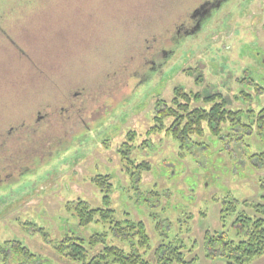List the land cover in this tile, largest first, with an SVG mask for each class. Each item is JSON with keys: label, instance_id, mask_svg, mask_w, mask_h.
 Here are the masks:
<instances>
[{"label": "rangeland", "instance_id": "obj_1", "mask_svg": "<svg viewBox=\"0 0 264 264\" xmlns=\"http://www.w3.org/2000/svg\"><path fill=\"white\" fill-rule=\"evenodd\" d=\"M193 1L0 0V15L14 12L2 25L19 46L0 33V139L11 127L27 136L11 154L27 159L20 173L0 172V246L19 242L34 255L14 252L0 264H82L59 252L61 241L104 232L106 244L151 264L156 248L171 242L192 264H227L208 257L205 244L207 233L245 238L233 226L237 213L223 223V203L237 200V212L252 214L243 201L261 203L264 195V62L256 56L264 55V0L226 2L146 80L132 79L134 68L120 71L130 49L151 45L155 33L169 40L188 13L179 9L192 10ZM179 88L202 97L192 108L223 101L240 114L234 122L228 116L219 135L204 122L203 136L176 137L173 118L157 117ZM79 89L85 122L62 124L58 114L45 125L47 117L36 120L51 103L59 112ZM79 201L112 209L114 223L80 226ZM116 222H143L149 244L138 234L121 237ZM248 264H264V255Z\"/></svg>", "mask_w": 264, "mask_h": 264}, {"label": "trees", "instance_id": "obj_2", "mask_svg": "<svg viewBox=\"0 0 264 264\" xmlns=\"http://www.w3.org/2000/svg\"><path fill=\"white\" fill-rule=\"evenodd\" d=\"M193 3L194 1L192 0L191 5ZM196 4L198 5V2ZM179 11L188 12V8L183 10L181 7ZM184 18L185 17L181 16L180 18L176 19L175 23H179ZM154 35L160 42L163 43L165 41V39L163 41L160 40V36H164V33L161 35L159 33H155ZM144 46L145 45L143 44L142 48L135 50L130 49L131 52H127V58H129V60L125 59V61L121 63L122 65L120 64V71H122V69H126L124 71H127L130 74L128 69L141 68L140 66L142 64V56L143 54H148L146 47ZM118 65L119 64L116 66ZM177 95L178 96L173 99V106L168 107L166 105V108L161 111V115H159L157 118L162 121L164 117H172L173 122L169 129L174 132V136L180 137L182 139H184V137L188 138L190 135L203 136L205 131L203 126L204 122H208L209 127L214 132V134L219 135L221 131V125L224 123L225 119L230 116L233 119L232 122H234L237 120V117L240 114V111L233 112L228 110L226 108L225 102L223 101L218 103L216 102L209 109H207L205 106H196L192 108L191 102L193 100L199 101L202 97L198 93H187L183 88L177 89ZM211 99L212 97L208 96L204 97L203 101L207 104L212 101ZM46 121L49 122L50 120H45L42 122V125L48 123ZM32 128L33 127H31V129ZM34 130L36 132H40L41 129L36 127L32 129L33 132ZM12 133V135H7L8 140L2 141L0 139V142H2L0 145V172H13L14 174L20 173V170L18 169V166L21 163L20 159H27L23 158L22 156L21 158L17 159L13 158L11 155L15 153L13 148L15 146H20L21 143L25 142L23 138H27V136L20 130L15 132L13 131ZM51 134L61 138L59 132H57V134L51 132L50 135ZM44 135L46 136V133ZM4 136L6 135L3 133L0 135V138ZM9 140L14 141L15 144H12L11 141L8 144L7 142ZM6 147H8V150L10 148L12 149H10L9 152L6 150V154H2ZM9 159H11L10 162L7 161ZM37 159H39L40 162V156H36L34 154L31 159L34 161V168L37 165ZM1 176H3V174H1ZM262 197L263 202L261 203H252L247 200L243 201L242 204L251 208L253 211L252 214L248 213L246 210L237 212L238 206L241 204L237 200L230 202L225 201L223 203L221 209V218L223 223L225 224L226 217L228 215L237 213L233 221V226L238 227V229L244 233L245 238L235 242L229 239L225 231L216 232L214 234L207 233L205 244L208 250V257H222L227 261V264H248L254 259L264 255V195ZM105 198L107 201V197ZM77 204L78 206L75 208V212L78 216L80 226L88 225L94 220L96 222H100L102 219L114 223L112 209L92 208L88 203L83 201H79ZM136 227L139 228L138 231L135 229ZM116 232L118 235L126 239L138 234L140 236L141 244L148 245L150 241L143 222L139 223V226L131 223L116 222ZM106 236V232L94 233L90 236L87 242L81 237L68 236L63 239L58 246L59 252L65 256H68L71 260L78 261L82 264H151L150 261L144 259L137 251L127 253L121 248L106 244ZM103 244V248L99 249V247H101ZM182 247L183 245L176 247L172 242L168 245H160L157 247L155 253L158 264H192V260L188 261L186 259L187 256H185V252L183 251ZM14 252L25 254V256L29 258L34 256L21 243L7 242L4 246H0V261L2 260L3 256L4 261L7 262ZM90 253H92L91 256H89Z\"/></svg>", "mask_w": 264, "mask_h": 264}, {"label": "flooded vegetation", "instance_id": "obj_3", "mask_svg": "<svg viewBox=\"0 0 264 264\" xmlns=\"http://www.w3.org/2000/svg\"><path fill=\"white\" fill-rule=\"evenodd\" d=\"M229 1L232 0H199L198 5H196L192 10L188 11L187 16L176 24L174 35L170 36L169 40H166L167 42H171L169 47H167L166 41L160 43L158 38L153 39L151 45L145 46L148 54H143L141 61L142 64L140 66L141 68L134 69L132 79L139 78V80H146L152 75V73L162 72V66L167 63L169 56L176 54L180 43L186 38L197 35L203 28V26L206 24L205 22L208 21L211 17H213L216 12L220 10L226 2ZM1 13L2 14L0 15V33H2L15 47L18 48V44H16L15 41L12 40L11 34L7 31V29L9 28L6 29L2 25L7 22L6 18H8V16L13 15L14 12L9 11ZM146 42H148V40H146ZM257 54L258 55L256 56L259 58L257 60L259 62H264V55H261L259 53ZM259 56H261V58ZM117 74L119 75V73ZM83 89H79L73 92L71 90L67 95L65 102H62L63 106L59 109V112L55 110L56 108L52 107V103L48 106L49 110H45V113L43 114L44 116H42V111L39 110L37 112L39 114V117L36 120L38 122H41L40 119L44 117H47L48 119H53L54 117H51V115L53 116L58 114V116H61L62 124L63 122L64 124L68 123V120L70 119L75 121L71 125H77L80 122H85L82 112L83 106L86 105L87 101L82 96ZM109 90L111 91V89ZM58 116L57 118H59ZM13 131L14 128L11 127L7 134L10 135Z\"/></svg>", "mask_w": 264, "mask_h": 264}, {"label": "water", "instance_id": "obj_4", "mask_svg": "<svg viewBox=\"0 0 264 264\" xmlns=\"http://www.w3.org/2000/svg\"><path fill=\"white\" fill-rule=\"evenodd\" d=\"M197 11V10H196Z\"/></svg>", "mask_w": 264, "mask_h": 264}]
</instances>
